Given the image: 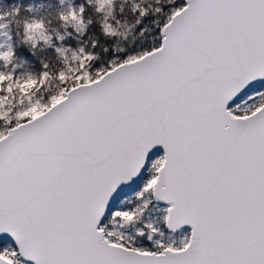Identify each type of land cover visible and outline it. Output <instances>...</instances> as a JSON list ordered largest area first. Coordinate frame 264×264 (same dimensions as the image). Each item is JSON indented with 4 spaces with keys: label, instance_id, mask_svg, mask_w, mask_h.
Instances as JSON below:
<instances>
[{
    "label": "snow or ice",
    "instance_id": "snow-or-ice-1",
    "mask_svg": "<svg viewBox=\"0 0 264 264\" xmlns=\"http://www.w3.org/2000/svg\"><path fill=\"white\" fill-rule=\"evenodd\" d=\"M21 15L0 10V264H264V0ZM13 23L54 60L21 73Z\"/></svg>",
    "mask_w": 264,
    "mask_h": 264
},
{
    "label": "trees",
    "instance_id": "trees-1",
    "mask_svg": "<svg viewBox=\"0 0 264 264\" xmlns=\"http://www.w3.org/2000/svg\"><path fill=\"white\" fill-rule=\"evenodd\" d=\"M79 2V0H77ZM68 0H64V4L61 5L60 0H0V10L19 6L22 11L21 17H36L45 18L51 21L52 28H59L56 22V14L59 8L66 7ZM30 9V11H29ZM62 31V29H59ZM20 31V27L13 23L10 25L9 32L13 36L15 47L17 48L19 62H22V67L19 69L21 73L28 71H35L39 68V60H47L52 62L54 60L53 50L43 45H38L34 50H28L21 42V37L17 36L16 33ZM133 42V37H129V41H121L117 46H124L125 44ZM28 51V55L25 56L23 53ZM31 57V59H29ZM178 242V241H177Z\"/></svg>",
    "mask_w": 264,
    "mask_h": 264
},
{
    "label": "water",
    "instance_id": "water-1",
    "mask_svg": "<svg viewBox=\"0 0 264 264\" xmlns=\"http://www.w3.org/2000/svg\"><path fill=\"white\" fill-rule=\"evenodd\" d=\"M159 151V150H158Z\"/></svg>",
    "mask_w": 264,
    "mask_h": 264
}]
</instances>
